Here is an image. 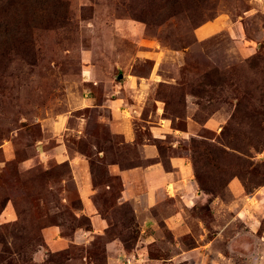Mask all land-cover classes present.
<instances>
[{
    "label": "rangeland",
    "instance_id": "1",
    "mask_svg": "<svg viewBox=\"0 0 264 264\" xmlns=\"http://www.w3.org/2000/svg\"><path fill=\"white\" fill-rule=\"evenodd\" d=\"M0 264H264V0H0Z\"/></svg>",
    "mask_w": 264,
    "mask_h": 264
},
{
    "label": "water",
    "instance_id": "2",
    "mask_svg": "<svg viewBox=\"0 0 264 264\" xmlns=\"http://www.w3.org/2000/svg\"><path fill=\"white\" fill-rule=\"evenodd\" d=\"M120 77H123V75H120Z\"/></svg>",
    "mask_w": 264,
    "mask_h": 264
},
{
    "label": "crops",
    "instance_id": "3",
    "mask_svg": "<svg viewBox=\"0 0 264 264\" xmlns=\"http://www.w3.org/2000/svg\"><path fill=\"white\" fill-rule=\"evenodd\" d=\"M214 26V25H213Z\"/></svg>",
    "mask_w": 264,
    "mask_h": 264
}]
</instances>
